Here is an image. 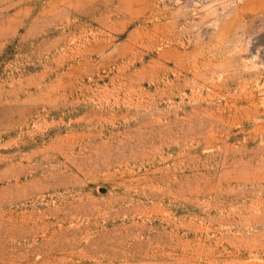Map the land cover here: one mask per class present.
I'll use <instances>...</instances> for the list:
<instances>
[{"label":"rangeland","instance_id":"374dc122","mask_svg":"<svg viewBox=\"0 0 264 264\" xmlns=\"http://www.w3.org/2000/svg\"><path fill=\"white\" fill-rule=\"evenodd\" d=\"M0 264H264V0H0Z\"/></svg>","mask_w":264,"mask_h":264}]
</instances>
